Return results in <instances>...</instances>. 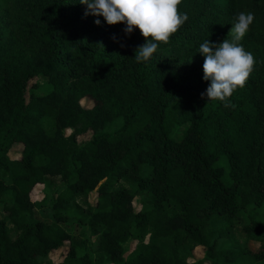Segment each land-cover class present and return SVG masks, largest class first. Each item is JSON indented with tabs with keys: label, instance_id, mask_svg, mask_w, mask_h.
<instances>
[{
	"label": "trees",
	"instance_id": "obj_1",
	"mask_svg": "<svg viewBox=\"0 0 264 264\" xmlns=\"http://www.w3.org/2000/svg\"><path fill=\"white\" fill-rule=\"evenodd\" d=\"M178 10L187 21L136 62L150 38L138 27L125 34L123 22L86 15L78 0H0V264H95L79 254L71 224L111 264H264V0H181ZM239 12L254 14L241 43L255 64L225 107L201 95L210 81L198 47L225 40ZM40 75L51 90L27 98ZM16 143L23 151L12 158ZM47 177L61 188L34 201ZM122 180L134 191L117 188ZM48 198V220L37 218ZM248 208L254 250L233 241ZM130 240L137 245L126 254Z\"/></svg>",
	"mask_w": 264,
	"mask_h": 264
},
{
	"label": "clouds",
	"instance_id": "obj_2",
	"mask_svg": "<svg viewBox=\"0 0 264 264\" xmlns=\"http://www.w3.org/2000/svg\"><path fill=\"white\" fill-rule=\"evenodd\" d=\"M86 5L85 14L103 16L108 24L123 22L125 34L138 27L149 38L135 51L136 62H146L156 52L157 42H167L169 36L187 21L186 12L178 10L181 0H78ZM254 22L252 12H239L221 43L205 39L198 51L204 56L203 79L210 81L201 93L208 100H218L228 106V98L237 87H243L253 70L255 58L241 43ZM100 24L99 19L95 20ZM230 36V39L228 38Z\"/></svg>",
	"mask_w": 264,
	"mask_h": 264
},
{
	"label": "rangeland",
	"instance_id": "obj_3",
	"mask_svg": "<svg viewBox=\"0 0 264 264\" xmlns=\"http://www.w3.org/2000/svg\"><path fill=\"white\" fill-rule=\"evenodd\" d=\"M242 7V5H240ZM33 84H37V88H32L31 86ZM52 86L48 81V78L40 75L30 81L29 87L27 89V98H29L30 93L34 92L36 95H44L48 93L51 90ZM82 104L87 107H91L93 105L92 101L89 98H85L82 100ZM186 126L182 127H176L173 129L172 136L176 139H181L184 131H185ZM50 129V127H49ZM70 130L67 131L69 133ZM92 133L88 132L84 135H81L78 137L80 143H84L88 141L91 138ZM23 151V145L21 143H16L13 145V147L9 151V156L12 158H18L21 156ZM63 181L58 177H47L46 179V185L39 184L37 185L32 193V199L35 200H41L43 196L46 194L50 198L53 196L54 192L61 188ZM117 188H128L132 191H134L135 187L134 185L127 181V180H122L119 182L117 185ZM97 199L96 193L91 194L90 200L92 203H95ZM79 202L83 205H85V200L79 199ZM134 207L136 210H141L144 207V195L141 194H136V196L133 199ZM7 202L6 201H0V216H4L5 213V206ZM51 206V200L48 198L47 200L45 199L43 208H37L35 210V214L37 218H43L44 220H48L46 216H49V214L52 212L50 209ZM243 221L236 222L234 224V231H233V241H240V242H249L248 245L251 247V249H255L259 246L260 242L251 240L250 236L246 233L244 230V224L248 223L250 221V208H248L247 211L243 213ZM65 225V224H64ZM66 229L73 235V243L77 246L78 252L80 255L88 252L91 256L94 257L95 259V264H111L110 263V257L108 256L107 253H92L89 250V245H86L83 243V239H80V230L81 227L76 225V224H71V225H65ZM87 232L90 234V230L87 227ZM69 242H66L64 246H62L59 250L54 251L51 254V258L53 261H62L67 248H68ZM137 245L136 240H130L126 243V250L127 253L129 254ZM247 245V246H248ZM205 254V248L204 247H198L195 249L194 255L196 259H201Z\"/></svg>",
	"mask_w": 264,
	"mask_h": 264
}]
</instances>
